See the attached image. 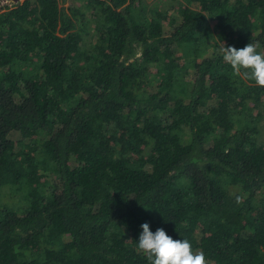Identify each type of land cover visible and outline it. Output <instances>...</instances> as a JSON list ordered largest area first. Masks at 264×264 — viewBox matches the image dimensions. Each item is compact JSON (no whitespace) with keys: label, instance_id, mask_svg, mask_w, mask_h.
I'll list each match as a JSON object with an SVG mask.
<instances>
[{"label":"trees","instance_id":"1","mask_svg":"<svg viewBox=\"0 0 264 264\" xmlns=\"http://www.w3.org/2000/svg\"><path fill=\"white\" fill-rule=\"evenodd\" d=\"M254 42L264 0L1 10L0 189L21 195L0 264H148L143 223L208 264H264V87L221 53Z\"/></svg>","mask_w":264,"mask_h":264},{"label":"clouds","instance_id":"2","mask_svg":"<svg viewBox=\"0 0 264 264\" xmlns=\"http://www.w3.org/2000/svg\"><path fill=\"white\" fill-rule=\"evenodd\" d=\"M259 42L247 43L243 48L221 47L223 60L230 65L233 74L245 80H252L257 86L264 87V53L258 51ZM243 198L236 196V203ZM138 249L145 255L148 264H208L205 253L193 251L187 239H173L164 229L157 228L153 233L148 223L140 226Z\"/></svg>","mask_w":264,"mask_h":264},{"label":"rangeland","instance_id":"3","mask_svg":"<svg viewBox=\"0 0 264 264\" xmlns=\"http://www.w3.org/2000/svg\"><path fill=\"white\" fill-rule=\"evenodd\" d=\"M22 0H19V3ZM72 1L76 0H59L60 6L67 8ZM148 9L154 11L156 8L163 7L166 3H170L171 0H144ZM17 3L13 2L12 0H0V11L4 10V8L11 7L16 5ZM171 28L167 25H164V32H170ZM260 139L264 142V119L260 121ZM9 137L13 140H19L21 138L18 131H12ZM21 191L17 190L14 187H4L0 189V204L3 203H12L14 205L19 204ZM21 204V202H20Z\"/></svg>","mask_w":264,"mask_h":264},{"label":"water","instance_id":"4","mask_svg":"<svg viewBox=\"0 0 264 264\" xmlns=\"http://www.w3.org/2000/svg\"><path fill=\"white\" fill-rule=\"evenodd\" d=\"M13 2H15V3H18L19 2V0H12Z\"/></svg>","mask_w":264,"mask_h":264}]
</instances>
